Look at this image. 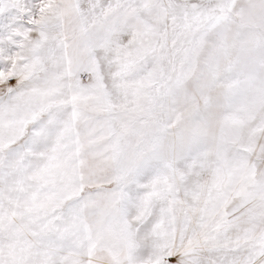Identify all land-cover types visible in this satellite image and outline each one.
<instances>
[{"label":"snow or ice","instance_id":"obj_1","mask_svg":"<svg viewBox=\"0 0 264 264\" xmlns=\"http://www.w3.org/2000/svg\"><path fill=\"white\" fill-rule=\"evenodd\" d=\"M0 264H264V0H0Z\"/></svg>","mask_w":264,"mask_h":264}]
</instances>
